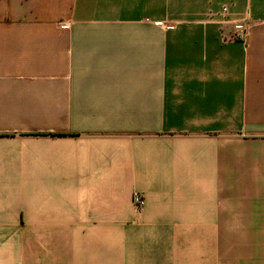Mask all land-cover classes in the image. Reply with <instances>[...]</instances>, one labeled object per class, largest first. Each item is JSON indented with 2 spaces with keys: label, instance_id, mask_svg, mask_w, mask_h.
I'll return each mask as SVG.
<instances>
[{
  "label": "crops",
  "instance_id": "crops-1",
  "mask_svg": "<svg viewBox=\"0 0 264 264\" xmlns=\"http://www.w3.org/2000/svg\"><path fill=\"white\" fill-rule=\"evenodd\" d=\"M0 264H264V0H0Z\"/></svg>",
  "mask_w": 264,
  "mask_h": 264
},
{
  "label": "built area",
  "instance_id": "built-area-1",
  "mask_svg": "<svg viewBox=\"0 0 264 264\" xmlns=\"http://www.w3.org/2000/svg\"><path fill=\"white\" fill-rule=\"evenodd\" d=\"M224 12H227V9L224 8ZM234 34L235 38L239 39L240 41H244L246 37V23L243 22H236L234 24ZM134 203L139 207L143 208L146 204L144 200L141 199L139 194H134L133 196Z\"/></svg>",
  "mask_w": 264,
  "mask_h": 264
},
{
  "label": "rangeland",
  "instance_id": "rangeland-1",
  "mask_svg": "<svg viewBox=\"0 0 264 264\" xmlns=\"http://www.w3.org/2000/svg\"><path fill=\"white\" fill-rule=\"evenodd\" d=\"M25 235V240L30 241L31 240V235L32 234H24ZM16 239V238H15Z\"/></svg>",
  "mask_w": 264,
  "mask_h": 264
}]
</instances>
